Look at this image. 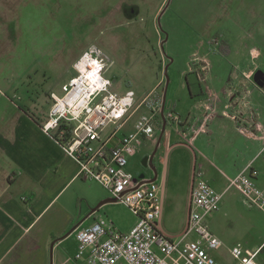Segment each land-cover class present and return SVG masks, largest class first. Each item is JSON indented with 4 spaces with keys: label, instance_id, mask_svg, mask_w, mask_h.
Returning <instances> with one entry per match:
<instances>
[{
    "label": "rangeland",
    "instance_id": "rangeland-1",
    "mask_svg": "<svg viewBox=\"0 0 264 264\" xmlns=\"http://www.w3.org/2000/svg\"><path fill=\"white\" fill-rule=\"evenodd\" d=\"M210 41L217 51L209 54L208 83L221 95L231 70L264 72V0H0V104L13 101L26 108L33 100L40 111L48 108L52 92L63 94V85L76 75L75 58L97 45L107 62L105 75L115 91L132 88L141 99L164 77L166 106L176 104L178 110L193 114L188 84L193 93L204 88L192 71L209 51ZM220 43L229 52L220 53ZM254 100L264 124V96L255 94ZM149 111L143 107L140 113ZM172 134V143L182 140L176 132ZM212 140L199 145L183 139L182 143L196 150L194 155L182 145L174 146L171 163L180 158L182 178L175 179L171 167L164 227L177 226L188 217L183 207L185 196L171 195L170 190L185 194L191 189L192 181L187 178L193 168L192 157L198 160L196 171L203 172L205 168L199 164L204 161H213L221 168L210 167L203 172V179L220 192L226 189L228 177L238 174L232 165L243 158L238 156L240 146L231 145L230 136ZM151 145L141 147L129 158L128 170L135 177L153 171L145 166ZM162 153L160 149L154 163L160 173L156 180L160 189L165 171ZM262 159L259 162H264ZM259 183L264 186V167ZM105 213L124 232L136 224V215L122 203L114 202ZM207 223L222 241V248L213 254L223 264L232 262L230 249L238 244L247 252L263 245L256 260L264 264V211L249 206L236 188L224 193L219 209L207 217ZM197 238V233L189 237Z\"/></svg>",
    "mask_w": 264,
    "mask_h": 264
},
{
    "label": "crops",
    "instance_id": "crops-1",
    "mask_svg": "<svg viewBox=\"0 0 264 264\" xmlns=\"http://www.w3.org/2000/svg\"><path fill=\"white\" fill-rule=\"evenodd\" d=\"M211 50L217 51L210 41L209 51L201 56V63L192 71L197 80L205 84L204 88L193 93L188 84L193 114L191 110L185 113L178 110L176 104L167 107L165 101V110H174L181 120L179 123L172 120L167 122L159 147L163 151L160 160L165 161V171L160 180L163 210L171 167L175 179L182 178L180 158H175L171 163L174 146L182 145L192 155L196 152L182 143L183 139L201 145L202 142H213L212 139L218 137L230 136L232 140L229 143L235 148L240 146L237 148L238 156L243 155L239 162L235 160L236 163L232 165L235 173H241L250 164L260 172L264 167V162H259L264 154V124L259 104L254 100L255 94L264 96V90L254 81L255 69L231 70L221 95L208 83L211 80ZM79 56L73 61V68ZM165 81L166 78L161 77L156 85L161 82L163 85ZM50 107L51 104L40 111L39 104L36 105L33 100L26 108L17 106L13 101L0 104V264H89L87 254L82 258L76 257L79 249L77 228L91 225L101 217V212L122 233L129 232L135 225L125 232L117 227L114 219L105 213L112 209L114 202H107L98 212L91 214L93 207L111 197L110 192L100 182L80 176V165L63 149V138L59 131H45L44 123ZM140 110L119 133L120 136L134 128ZM161 128L153 139H144L141 147L152 142V149L158 141ZM173 132L182 140L172 143ZM198 152L207 160L200 148ZM206 162L200 163L199 167L205 168V171L210 170V167L221 171L215 162ZM197 164L198 160L192 157L190 165L194 168L198 167ZM193 168L187 178L191 181L197 170ZM151 174L146 175L147 178L154 177V173ZM158 177L160 173L157 171ZM233 177L229 176L228 180ZM190 192L191 189L185 194L181 190H170L171 195L179 198L185 196L186 204L183 207L188 212ZM162 218L163 230L173 237H178L187 226V219H184L177 226L166 228Z\"/></svg>",
    "mask_w": 264,
    "mask_h": 264
},
{
    "label": "built area",
    "instance_id": "built-area-1",
    "mask_svg": "<svg viewBox=\"0 0 264 264\" xmlns=\"http://www.w3.org/2000/svg\"><path fill=\"white\" fill-rule=\"evenodd\" d=\"M107 67L99 47L92 45L84 50L74 63L76 75L63 85V94H51L44 129L59 131L63 149L80 165V176L100 182L116 202L137 216V222L127 233L103 216L77 228L76 257L87 254L89 264H223L213 254L222 248V241L211 230L207 217L219 209L224 193L231 188H236L249 206L264 211L260 170L248 165L229 179L223 192L204 180L202 171H195L187 226L178 237L166 233L161 224L159 184L153 181L137 187L142 179L135 182L127 166L144 139H153L162 127V115L167 122L176 123L181 117L174 110H165L162 82L138 100L132 88L122 93L114 90L112 80L105 75ZM143 107L150 111L142 112L134 128L120 136ZM193 233L198 234L197 239H189ZM262 247L247 252L240 244L233 246L229 264H259L256 259Z\"/></svg>",
    "mask_w": 264,
    "mask_h": 264
},
{
    "label": "water",
    "instance_id": "water-1",
    "mask_svg": "<svg viewBox=\"0 0 264 264\" xmlns=\"http://www.w3.org/2000/svg\"><path fill=\"white\" fill-rule=\"evenodd\" d=\"M262 75H264V72H263L262 70L259 69V70L255 71V73L253 74V78H254L255 83H257V85H258L259 87H261V88L264 90V83H263V81L260 79ZM165 95H166V87H165V93H164V105H165V101H166ZM162 117H163V125H162L161 131H160V135H159V138H158V141H157L158 145L161 143V140H162L163 135H164V133H165L166 124H167V121H166L165 116L162 115ZM156 150H157V149H156ZM156 150H155V151H156ZM152 170H153V173H154V177H152L151 179H145V175H144V174L140 175L139 177H135V179H134L135 182H138L139 179H142V180L138 183L137 187H138L139 185L143 184V183H148V182L156 181V179H157V171H156L155 166H152ZM107 202H116V201H115V199H113L112 197L107 198V199L101 201V202L98 203L95 207H93V209L91 210V214H92V213H95V212H98V211L100 210V208H101L104 204H106ZM71 232H72V231H71ZM71 232H70V233H71ZM70 233H69V234H70Z\"/></svg>",
    "mask_w": 264,
    "mask_h": 264
},
{
    "label": "flooded vegetation",
    "instance_id": "flooded-vegetation-1",
    "mask_svg": "<svg viewBox=\"0 0 264 264\" xmlns=\"http://www.w3.org/2000/svg\"><path fill=\"white\" fill-rule=\"evenodd\" d=\"M263 83H264V75L261 76L260 78ZM159 147H160V144L158 145L157 141L156 143L153 145L152 149H151V152L149 153V155L146 157L145 159V166H149L151 169H152V166H154L155 164V160H156V157H157V154H158V151H159ZM157 149V150H156ZM156 150V151H155ZM153 173V171H152ZM145 175V178L146 179H151L152 177H148ZM150 175V174H149ZM152 175V174H151Z\"/></svg>",
    "mask_w": 264,
    "mask_h": 264
},
{
    "label": "trees",
    "instance_id": "trees-1",
    "mask_svg": "<svg viewBox=\"0 0 264 264\" xmlns=\"http://www.w3.org/2000/svg\"><path fill=\"white\" fill-rule=\"evenodd\" d=\"M216 38H214V41H215ZM222 43H220V48H219V51L226 54L227 52V47H224L223 45H221Z\"/></svg>",
    "mask_w": 264,
    "mask_h": 264
},
{
    "label": "bare ground",
    "instance_id": "bare-ground-1",
    "mask_svg": "<svg viewBox=\"0 0 264 264\" xmlns=\"http://www.w3.org/2000/svg\"><path fill=\"white\" fill-rule=\"evenodd\" d=\"M94 69H96V68L94 67Z\"/></svg>",
    "mask_w": 264,
    "mask_h": 264
}]
</instances>
